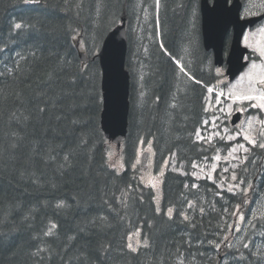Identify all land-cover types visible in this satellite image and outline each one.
<instances>
[{
	"label": "trees",
	"instance_id": "16d2710c",
	"mask_svg": "<svg viewBox=\"0 0 264 264\" xmlns=\"http://www.w3.org/2000/svg\"><path fill=\"white\" fill-rule=\"evenodd\" d=\"M187 3L165 0L163 49L145 42L148 49L142 45L135 57L141 71L127 47L126 168L117 174L106 162L99 126V64L88 51L90 61L81 65L74 41L81 28L86 33L80 38L91 47L102 42L92 25L104 21L108 1L0 0V264H220L221 257V264L264 262V254L247 259L242 247L226 246L238 196L191 177L194 164L210 154L195 132L208 116L207 89L216 74L201 40L192 51L185 46L179 21ZM121 14L129 19L127 8ZM224 47L227 52V41ZM142 51L152 52L151 61ZM135 72L144 78L141 101ZM142 138L153 140L157 165L174 160L163 176L159 208L152 189L136 184L129 172ZM252 228L260 234L264 223L256 219ZM134 232L142 245L132 251L125 241Z\"/></svg>",
	"mask_w": 264,
	"mask_h": 264
},
{
	"label": "rangeland",
	"instance_id": "374dc122",
	"mask_svg": "<svg viewBox=\"0 0 264 264\" xmlns=\"http://www.w3.org/2000/svg\"><path fill=\"white\" fill-rule=\"evenodd\" d=\"M107 1L109 7L104 21H100V23L93 21V36L103 41L102 38L105 37L106 33L119 24V19L122 16L121 12L127 8L131 16H129L126 26L127 39L130 41L133 50L132 62L138 67V71H141L143 64L135 58L136 54L139 53V48L142 49V45L145 46V49H148V45L144 44L147 41L160 44L159 16L161 10L164 9L165 0L162 2L150 0L147 4H144L142 0H135L137 4H130L128 7L125 5V0H121L120 5H118V0ZM177 2H188L187 9L184 10L185 13L180 14L179 26L185 29V34H183L184 38L187 36L185 46L189 48V51H192L199 44V36L195 30L196 26L190 24L191 17L193 19L197 18V13H199V0L194 2L177 0ZM243 2V17L264 12V0H243ZM189 7L190 9L192 7L191 11L188 9ZM85 9L86 5L82 4L80 10ZM154 18H156L155 21ZM178 18L179 13H176V21H178ZM84 24L91 26L89 22H84ZM77 29L74 41L79 42V50L84 51L87 57L90 58L87 52L92 51L95 55L102 42L91 47L86 40L80 38L86 33L85 30ZM242 44L250 51L247 56L250 63L241 76L228 82L225 77L224 66L217 67L214 70L216 74L215 85L208 88L206 95L205 109H207L208 116L195 132V139L209 146L210 154L206 157L207 159L194 164L191 177L195 182L198 179L211 181L220 190L224 189L238 196L239 202L235 216H231L228 220L224 236L225 243L228 247H242V255L244 258L249 259L250 256L259 258L264 254V231L259 234L255 228L248 229V226L256 219H261L264 223V148L258 146L260 143H264V109L253 107V105L260 103L259 100L244 99L243 97L258 96L264 92V85L260 84V80L264 79V22L252 28V30L246 31ZM176 65L179 69H183L184 73H187L183 68L182 61H176ZM137 72L134 74V91L136 99L141 101L143 93L139 85L144 78ZM96 75L99 78L100 86V69ZM209 89H212V91L209 92ZM235 112L243 114V121L238 126L231 127L229 125L230 117ZM245 135L254 139L256 146L245 140ZM241 144L244 145L247 152L244 151V148L239 147ZM103 145L107 150L106 162L109 168L117 174L122 173L126 168L123 156L124 143L120 149H117L114 144L105 139ZM152 145L153 140L145 141L144 138L139 140L136 146L135 158L129 166V172L136 184L152 189L155 206L159 208L162 198L161 184L163 176L167 170L173 169L174 160L167 157L157 165ZM147 152L149 157L146 167L143 168L141 166L142 157ZM125 242L126 247L131 245V248L135 250H138L139 245H142L139 232L126 235ZM225 243L223 239L218 248L217 256L225 248ZM221 260H223V257L218 259L220 264L222 263ZM224 262L225 260H223ZM228 262L229 264H236V260Z\"/></svg>",
	"mask_w": 264,
	"mask_h": 264
},
{
	"label": "water",
	"instance_id": "95a60500",
	"mask_svg": "<svg viewBox=\"0 0 264 264\" xmlns=\"http://www.w3.org/2000/svg\"><path fill=\"white\" fill-rule=\"evenodd\" d=\"M241 0H200L202 46L212 52L213 65H225V75L230 82L234 80L248 65L245 56L248 49L241 42L244 32L264 19L263 15L252 18H240ZM120 24L109 31L98 53L94 56L100 67L101 110L99 126L103 137L114 144L117 149L126 140L129 116V75L125 68L127 48L126 18L119 19ZM231 31V39L226 57H223L224 42ZM77 47V46H76ZM78 49V48H77ZM81 65L89 62L85 53L78 52ZM236 113L231 116L230 124L236 125L241 120ZM147 154L142 157V167L145 165Z\"/></svg>",
	"mask_w": 264,
	"mask_h": 264
},
{
	"label": "snow or ice",
	"instance_id": "6c2138e0",
	"mask_svg": "<svg viewBox=\"0 0 264 264\" xmlns=\"http://www.w3.org/2000/svg\"><path fill=\"white\" fill-rule=\"evenodd\" d=\"M15 28L16 29H20L21 28V24L17 23L15 24ZM183 71V69H181ZM260 84L261 85H264V79H261L260 80ZM212 89H209V92H211ZM244 99H250V100H259L260 103L258 105H253V107H259L261 109H264V92H262L260 95L258 96H246V97H243ZM197 135H199V133H197ZM245 140H247L250 144H252L253 146H256V141L252 138H250L248 135H245L244 137ZM260 148H264V143H260L258 145ZM240 148H244V145L241 144L239 145ZM244 151L247 152V149L244 148ZM233 179H235V177H233ZM59 206V205H58ZM171 212V210H169ZM171 218V216H170ZM53 228L55 227V225L52 226ZM50 233H45V235H48ZM129 248L132 250V251H135L134 248H131V245H129Z\"/></svg>",
	"mask_w": 264,
	"mask_h": 264
},
{
	"label": "bare ground",
	"instance_id": "6f19581e",
	"mask_svg": "<svg viewBox=\"0 0 264 264\" xmlns=\"http://www.w3.org/2000/svg\"><path fill=\"white\" fill-rule=\"evenodd\" d=\"M143 2H144V4H147V3H149L150 2V0H142ZM153 1V0H152ZM158 1H160V2H162V1H164V0H158ZM125 5L128 7V6H130V4H137V1H135V0H125ZM120 3H121V0H120ZM164 4H165V2H164ZM138 6V5H137ZM138 9V8H137ZM137 9L135 10V13H136V11H137ZM165 9V8H164ZM164 9H163V11H164ZM163 11L161 10V12H160V16H161V18L163 19L165 16H164V13H163ZM163 35H164V33H163ZM162 35V36H163ZM161 36V42H160V44H159V47H160V49H163V38L164 37H162ZM150 42V41H149ZM145 44H147L148 45V43H145ZM143 53H145V55H147V60L148 61H151V59H152V52H150L149 54H147L146 52H143ZM179 55L180 56V54H181V52L179 51L178 53H176V55ZM150 66V65H149Z\"/></svg>",
	"mask_w": 264,
	"mask_h": 264
},
{
	"label": "flooded vegetation",
	"instance_id": "af4514ba",
	"mask_svg": "<svg viewBox=\"0 0 264 264\" xmlns=\"http://www.w3.org/2000/svg\"><path fill=\"white\" fill-rule=\"evenodd\" d=\"M251 16V15H250ZM200 21H201V14H200V12L199 13H197V18H192L191 17V23L190 24H194L197 28H198V35L200 36V40H201V23H200ZM163 26H164V28H165V31H166V29L168 28V26L166 25V24H162ZM230 37H231V34H230V32H228V35H227V37L226 38H229L230 39ZM228 40V39H227ZM201 48H202V45H201Z\"/></svg>",
	"mask_w": 264,
	"mask_h": 264
}]
</instances>
